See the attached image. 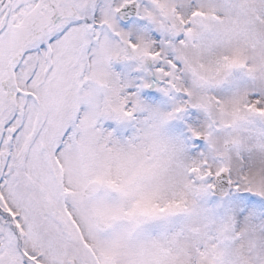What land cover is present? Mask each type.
Wrapping results in <instances>:
<instances>
[{"label":"snow or ice","instance_id":"obj_1","mask_svg":"<svg viewBox=\"0 0 264 264\" xmlns=\"http://www.w3.org/2000/svg\"><path fill=\"white\" fill-rule=\"evenodd\" d=\"M0 264H264V0H0Z\"/></svg>","mask_w":264,"mask_h":264}]
</instances>
